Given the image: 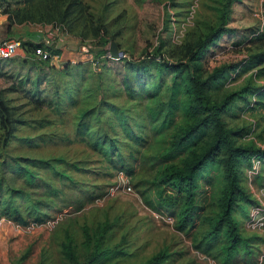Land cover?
Listing matches in <instances>:
<instances>
[{
	"label": "rangeland",
	"instance_id": "rangeland-1",
	"mask_svg": "<svg viewBox=\"0 0 264 264\" xmlns=\"http://www.w3.org/2000/svg\"><path fill=\"white\" fill-rule=\"evenodd\" d=\"M224 13L226 29L191 59ZM0 15L5 38L21 41L0 61V264H264V61L244 65L264 50V0H0ZM187 72L212 96L232 93L224 126L261 152L254 171L250 158L239 164L230 254L222 229L206 235L218 164L196 173L183 227V193L161 200L166 166L209 139L184 129ZM67 234L72 261L60 252Z\"/></svg>",
	"mask_w": 264,
	"mask_h": 264
},
{
	"label": "trees",
	"instance_id": "trees-1",
	"mask_svg": "<svg viewBox=\"0 0 264 264\" xmlns=\"http://www.w3.org/2000/svg\"><path fill=\"white\" fill-rule=\"evenodd\" d=\"M225 15V13L222 15V18L214 28L199 38L196 42L198 52L195 56H192L191 59L198 58L203 47L226 29L224 25L226 21ZM250 57L253 60L246 61L244 64L245 68L262 63L264 61V50L253 52ZM257 69L258 71H264V64ZM185 83V92L187 93L188 100L187 107L190 111V118L186 126H184V129L186 133L190 134L198 131L200 128H206L208 130L209 139L191 155L189 162L184 166H166L161 179L163 183L169 184L171 188L163 194L161 200L165 205L172 206L178 200L179 196H181L180 193H183L186 204L184 203L181 207V214L179 215L182 217V222L179 224V227H183L186 222L185 217L189 213L193 200V181L196 173L210 161H214L218 164L222 176L220 207L218 212L211 216L206 235L208 238L214 239L222 229L225 234V240L223 241L226 245L223 252L230 254L237 249L240 239L236 224L230 214V209L233 207L239 191V164L242 160H249L253 155L261 158V152L255 151L251 144L234 142V138H232L230 131L224 126V122L220 115L223 107L229 103L231 92L223 93L219 97L212 96L206 86V80L200 79L196 74L191 72H187ZM255 93V102L264 105V87L258 89ZM0 107L3 115L2 124L6 126V116L4 115L7 111V107L2 99H0ZM11 131L12 129L7 127L5 137H8ZM66 237L67 239L60 240V252L63 256H67V258L72 261L75 259V255L72 253L70 245L71 237L68 234ZM100 237L101 234H98L95 239L96 241L93 243L94 249L87 258L88 263L94 260L98 252L97 248L100 245ZM209 245L211 246L212 242L211 244H207V247H209Z\"/></svg>",
	"mask_w": 264,
	"mask_h": 264
},
{
	"label": "built area",
	"instance_id": "built-area-1",
	"mask_svg": "<svg viewBox=\"0 0 264 264\" xmlns=\"http://www.w3.org/2000/svg\"><path fill=\"white\" fill-rule=\"evenodd\" d=\"M20 45H21V41L18 38L0 39V60L7 59L13 56L18 51ZM37 51L38 52L43 51L44 53H46L45 50H42V48H37ZM250 160L251 163L249 169H251V171H254L256 165L254 162H258L259 158L253 155L251 156ZM262 198L264 199V195H262Z\"/></svg>",
	"mask_w": 264,
	"mask_h": 264
},
{
	"label": "crops",
	"instance_id": "crops-1",
	"mask_svg": "<svg viewBox=\"0 0 264 264\" xmlns=\"http://www.w3.org/2000/svg\"><path fill=\"white\" fill-rule=\"evenodd\" d=\"M10 27L8 25V22L5 21L3 16L0 15V39L5 38L7 35H9Z\"/></svg>",
	"mask_w": 264,
	"mask_h": 264
},
{
	"label": "water",
	"instance_id": "water-1",
	"mask_svg": "<svg viewBox=\"0 0 264 264\" xmlns=\"http://www.w3.org/2000/svg\"><path fill=\"white\" fill-rule=\"evenodd\" d=\"M109 51H110V55L112 56H117L119 54V51L117 50L116 44L113 40H111L109 43Z\"/></svg>",
	"mask_w": 264,
	"mask_h": 264
}]
</instances>
